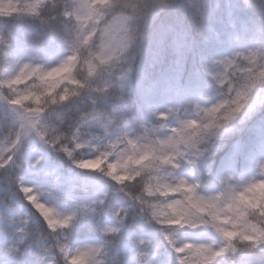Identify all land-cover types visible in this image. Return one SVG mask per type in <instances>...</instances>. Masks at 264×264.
<instances>
[{
    "label": "clouds",
    "instance_id": "obj_1",
    "mask_svg": "<svg viewBox=\"0 0 264 264\" xmlns=\"http://www.w3.org/2000/svg\"><path fill=\"white\" fill-rule=\"evenodd\" d=\"M0 101V264H264V0H0Z\"/></svg>",
    "mask_w": 264,
    "mask_h": 264
},
{
    "label": "snow or ice",
    "instance_id": "obj_2",
    "mask_svg": "<svg viewBox=\"0 0 264 264\" xmlns=\"http://www.w3.org/2000/svg\"><path fill=\"white\" fill-rule=\"evenodd\" d=\"M85 4H87V0H85ZM114 42H115V37H112L109 40L108 46H111ZM64 67H66V66H64ZM35 71L36 70H33V72H35ZM46 75L51 76V75H53V73H47ZM5 83L6 84L11 83V81H6ZM182 189L188 193V195L184 199L186 201H188L190 206H199L200 204H209L210 203L209 201L204 200L202 197H197L194 189L191 188L190 186H186L183 182H181L178 187L168 188V191L169 192H179ZM181 204H182L181 201H176L174 204L169 205V208L173 213H177L179 211L178 206H181ZM202 210L203 209H201V211ZM164 214L165 213H163L162 211H154L153 212L154 216L164 215ZM169 223L175 224L176 226H183L184 224H188L189 226H191L193 228L199 227V224L192 223L190 220H185V219H183V217H181L180 219L175 220V221H169ZM224 235L226 237L230 238L232 235H234V233L225 232ZM167 238H168L169 242L173 245V247L177 253H184L186 250L193 247V245L191 243H185L181 247H176L175 241L172 239V236L169 235ZM223 251L224 250L221 249L218 252H214L210 248H207L205 246H201V247L196 249V253L201 255L204 259H206L208 261V264H212V262L216 259V257L221 255L223 253ZM180 264H185V260L181 259Z\"/></svg>",
    "mask_w": 264,
    "mask_h": 264
},
{
    "label": "rangeland",
    "instance_id": "obj_3",
    "mask_svg": "<svg viewBox=\"0 0 264 264\" xmlns=\"http://www.w3.org/2000/svg\"><path fill=\"white\" fill-rule=\"evenodd\" d=\"M55 61V56L49 58L48 62L52 63ZM1 105L6 106V104L3 101H0V109ZM10 111V110H9ZM230 158V156H229ZM229 161V160H228ZM230 163L227 162L225 167H229ZM202 194H206L202 190ZM143 235L147 238L153 239L155 248L154 251L158 254L160 253H166L168 254V259L175 258V251L174 248L171 247L165 240L164 236L161 234V230L158 226H147L143 230ZM171 236L172 239L177 244H183V243H197V242H204L206 239H208L207 232L203 228V226H199L197 228H190L188 226L184 227H177L175 229L171 230Z\"/></svg>",
    "mask_w": 264,
    "mask_h": 264
},
{
    "label": "trees",
    "instance_id": "obj_4",
    "mask_svg": "<svg viewBox=\"0 0 264 264\" xmlns=\"http://www.w3.org/2000/svg\"><path fill=\"white\" fill-rule=\"evenodd\" d=\"M161 91H163V89H161ZM7 108L3 105H1V109H0V116H3L4 115V112ZM226 152H228L229 154H232V145L231 143H229L228 147L225 149ZM227 160V157H225V161ZM172 259H174L172 257Z\"/></svg>",
    "mask_w": 264,
    "mask_h": 264
}]
</instances>
